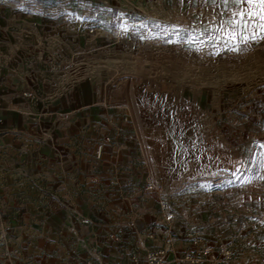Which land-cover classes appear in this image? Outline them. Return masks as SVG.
Wrapping results in <instances>:
<instances>
[{"label": "rangeland", "instance_id": "obj_1", "mask_svg": "<svg viewBox=\"0 0 264 264\" xmlns=\"http://www.w3.org/2000/svg\"><path fill=\"white\" fill-rule=\"evenodd\" d=\"M242 7L0 0V137L13 134L14 165L35 137L79 138L84 156L79 187L20 193L15 208L0 194V264H127L168 235L182 253L196 230L232 244L229 264H264V40L232 50Z\"/></svg>", "mask_w": 264, "mask_h": 264}, {"label": "crops", "instance_id": "obj_2", "mask_svg": "<svg viewBox=\"0 0 264 264\" xmlns=\"http://www.w3.org/2000/svg\"><path fill=\"white\" fill-rule=\"evenodd\" d=\"M150 103V101H145L143 105ZM181 103L184 104V102ZM170 112H177V109ZM170 120L173 123L171 126L175 128L183 122L180 115ZM76 124L79 123L76 122ZM5 137H10V139L5 141ZM13 138L11 133L0 137V194H9L3 197L4 200L9 199L7 207L15 208V201L19 200L18 194L20 193H51L52 191H66L71 185L80 186L84 156L81 153L79 138L35 137L29 139L23 148L28 162L20 169L17 164L14 165L20 154H16L17 150L10 145ZM76 174L77 180L75 179ZM4 209L5 206L0 200V212Z\"/></svg>", "mask_w": 264, "mask_h": 264}, {"label": "built area", "instance_id": "obj_3", "mask_svg": "<svg viewBox=\"0 0 264 264\" xmlns=\"http://www.w3.org/2000/svg\"><path fill=\"white\" fill-rule=\"evenodd\" d=\"M103 150L104 144L98 143L95 148L98 158L102 156ZM161 207L164 210L165 221L170 222L174 213L165 203H162ZM3 231V224L0 220V235ZM111 238L119 241L116 234H111ZM234 255L231 243L224 241L216 244L210 243L200 234V231L196 230L190 237L189 246L182 253L176 249L173 237L168 235L165 237L163 245L154 250L146 251L142 256L133 254L127 264H227L233 260ZM87 264L94 263L89 261Z\"/></svg>", "mask_w": 264, "mask_h": 264}, {"label": "snow or ice", "instance_id": "obj_4", "mask_svg": "<svg viewBox=\"0 0 264 264\" xmlns=\"http://www.w3.org/2000/svg\"><path fill=\"white\" fill-rule=\"evenodd\" d=\"M228 2L224 0L226 5ZM232 3L246 6L233 12V19L228 22L231 28L229 38L237 42L232 50L239 51L241 43L246 45L249 41L264 40V0H232Z\"/></svg>", "mask_w": 264, "mask_h": 264}]
</instances>
